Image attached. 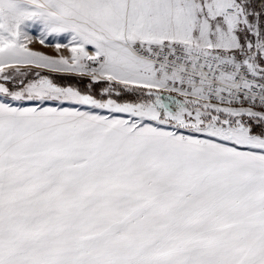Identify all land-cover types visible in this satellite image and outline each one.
<instances>
[{
    "label": "snow or ice",
    "instance_id": "1",
    "mask_svg": "<svg viewBox=\"0 0 264 264\" xmlns=\"http://www.w3.org/2000/svg\"><path fill=\"white\" fill-rule=\"evenodd\" d=\"M0 264H264V0H0Z\"/></svg>",
    "mask_w": 264,
    "mask_h": 264
},
{
    "label": "rangeland",
    "instance_id": "2",
    "mask_svg": "<svg viewBox=\"0 0 264 264\" xmlns=\"http://www.w3.org/2000/svg\"><path fill=\"white\" fill-rule=\"evenodd\" d=\"M30 35H32L34 37V42L33 44L31 45L34 49L36 50H40V51H45V52H48V53H51L52 52V47L51 45L49 44H46V45H40L36 40H35V37L38 35V33L36 32H31ZM55 41H53L54 43ZM62 43L63 42H66V41H61Z\"/></svg>",
    "mask_w": 264,
    "mask_h": 264
}]
</instances>
